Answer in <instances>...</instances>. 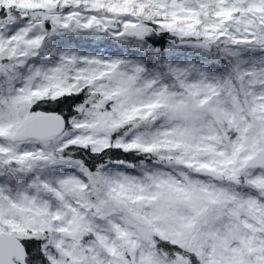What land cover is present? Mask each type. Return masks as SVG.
Listing matches in <instances>:
<instances>
[{
  "label": "snow or ice",
  "instance_id": "obj_1",
  "mask_svg": "<svg viewBox=\"0 0 264 264\" xmlns=\"http://www.w3.org/2000/svg\"><path fill=\"white\" fill-rule=\"evenodd\" d=\"M0 264H264V0H0Z\"/></svg>",
  "mask_w": 264,
  "mask_h": 264
}]
</instances>
